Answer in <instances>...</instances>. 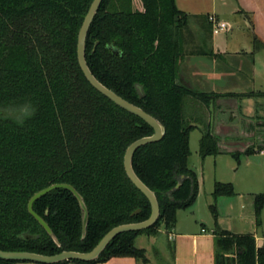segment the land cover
<instances>
[{"label": "trees", "instance_id": "trees-1", "mask_svg": "<svg viewBox=\"0 0 264 264\" xmlns=\"http://www.w3.org/2000/svg\"><path fill=\"white\" fill-rule=\"evenodd\" d=\"M93 1L0 0V250L90 252L113 228L151 216L149 200L127 176L124 157L132 143L154 130L97 91L78 62V35ZM141 2L143 10H135L133 0L102 2L88 32L86 60L104 86L166 128L162 141L140 148L133 158L135 173L158 199L160 217L149 229L117 236L97 260L57 264L128 257L147 264L137 238L158 236L161 226L171 231L178 211L197 201L199 181L189 167L191 132L202 128L203 160L220 154V138L199 105L208 115L219 97L264 96L218 95L183 84L179 34L187 15L175 0ZM240 155L231 153L236 159ZM54 184L71 185L84 198L89 211L85 237L80 204L66 189L33 205L59 244L30 214L31 198ZM234 195L232 184H215V198ZM254 200L260 227L264 194ZM211 213L216 219L214 205ZM221 237L218 264L234 263L232 255L240 264H264V248H257L252 236L223 232ZM18 263L0 259V264Z\"/></svg>", "mask_w": 264, "mask_h": 264}, {"label": "crops", "instance_id": "crops-1", "mask_svg": "<svg viewBox=\"0 0 264 264\" xmlns=\"http://www.w3.org/2000/svg\"><path fill=\"white\" fill-rule=\"evenodd\" d=\"M175 3L187 15L195 34L198 33L196 23L210 30L207 46L213 61L208 63L204 55L185 56L182 78L187 85L218 95L264 94V0H175ZM210 17L227 23L230 29L214 34ZM191 76L197 78L199 86ZM228 104L233 108H227ZM199 111L209 117L211 131L221 138L220 154L201 158L199 167L192 169L199 181L194 208L178 211L174 229L161 230L160 233L167 236L162 251L154 248L150 256L147 249L140 248L146 251L147 264H218V251L224 247L219 242L223 232L252 236L256 247L264 248V208L262 225L258 227L253 197L264 193V144L260 148L256 146L264 142L261 135L257 136L264 130V96L219 97L211 103L208 115L203 105H199ZM228 114L231 119L224 121L223 117ZM243 120L251 123L248 130L244 129ZM201 130L199 126L192 131L190 141L192 133L200 131V143ZM238 140L243 143L236 145ZM235 147L240 150L234 151ZM234 152L241 154L238 159L231 156ZM210 168H214L216 177L203 200L206 170ZM217 182L232 184L235 195L215 198L213 192ZM212 205L216 207V219L211 213ZM99 264L143 263L128 257Z\"/></svg>", "mask_w": 264, "mask_h": 264}, {"label": "water", "instance_id": "water-1", "mask_svg": "<svg viewBox=\"0 0 264 264\" xmlns=\"http://www.w3.org/2000/svg\"><path fill=\"white\" fill-rule=\"evenodd\" d=\"M104 0H94L86 14L84 21L82 23L79 35H78V45H77V55L78 62L81 67L82 72L84 73L88 82L102 95L107 97L109 100L114 102L116 105L121 107L122 109L134 114L135 116L141 118L145 121L149 126L154 130V134L149 137L141 138L134 143H132L128 149L126 150L124 157V167L127 173V176L131 180V182L146 196L151 205V216L148 220L140 223H132L120 225L113 228L109 231L102 240L98 243V245L91 250L90 252H75V251H63L59 254L55 255H43L31 252H14V251H3L0 250V259L10 260V261H19V262H30L36 264H57L61 262H72V261H80V262H91L97 260L107 246L113 241L117 236L127 233V232H138L142 230L149 229L153 227L160 217V206L158 199L155 193L146 186L141 179L137 176L133 168V158L135 153L142 147H145L152 143H157L163 140L166 135L165 126L158 121L155 117L145 112L140 107L130 103L125 100L112 90L108 89L104 86L91 72L87 60H86V41L88 32L90 27L100 9V6ZM177 19V18H176ZM181 82L185 84L187 83L181 78ZM141 90V88H139ZM57 189H66L73 193V195L77 198L81 210H82V223H83V237L87 234V227L89 223V211L84 201V198L80 195V193L71 185L68 184H54L38 193H36L30 200L28 204V210L30 214L39 222V224L46 230V232L50 235V237L57 243L58 239L56 238L54 232L48 225V223L40 217L34 210L33 205L36 201L43 198L50 192ZM140 213V210H137L133 215H137Z\"/></svg>", "mask_w": 264, "mask_h": 264}, {"label": "rangeland", "instance_id": "rangeland-1", "mask_svg": "<svg viewBox=\"0 0 264 264\" xmlns=\"http://www.w3.org/2000/svg\"><path fill=\"white\" fill-rule=\"evenodd\" d=\"M133 7L135 8V10L139 9V10H143V5H142V2L141 0H133ZM204 22V21H202ZM185 25L184 27L180 30V41H181V46H182V52H183V55L184 57L185 56H190V55H195V56H202L204 55L206 57V61L211 62L213 61V58L211 57V54L212 52L209 51V48H208V39H209V34H210V30H209V27L206 26V25H202L201 23L197 24L196 23V28H198V30L195 34L194 30H192V26L190 25L189 21H186L184 22ZM184 63V62H183ZM182 70L184 71V66L182 68ZM192 79V81L199 86V83L197 78L195 77H190ZM197 86V87H198ZM197 90V89H196ZM227 108H233V105L232 104H228L226 105ZM231 115H225L223 118H225L224 121H228L231 119ZM218 120V119H216ZM243 127L244 129L246 128L248 130V127H249V124L251 125V123H248L247 121L243 120ZM217 124V123H216ZM234 133V132H232ZM201 133L200 131H196V132H193L192 135H191V141H190V147H191V156H190V159H189V166L191 169H196L197 167H199V163L201 162V157L199 155V137H200ZM258 135H261L260 138L262 137L263 141H264V130L263 131H260ZM219 137V136H218ZM221 139V138H220ZM221 141V140H220ZM238 144H242L243 142L238 140L237 141ZM264 144V142H258V144H256V146H258L259 148L260 147H263L262 145ZM238 147V146H237ZM237 147L234 148V151H239L240 149H237ZM215 170L214 168H210L208 170H206V177H205V184H204V191H203V194H202V199L204 200L205 197H206V192H208V190L210 189V184H212V181L214 180V178L216 177L215 176ZM260 194H264V193H260ZM259 195V194H257ZM256 196V195H255ZM249 197H251V195H249ZM254 197V196H253ZM201 204V203H200ZM203 204V203H202ZM194 207L191 208V210H193ZM195 210V209H194ZM160 232L161 230H165V227L164 226H161L159 229H158ZM159 232V235L157 237H151L149 238L147 235H144V236H140L137 238L136 240V246L138 248H145L147 249L148 251V255L152 256V250L155 248H158L159 250H163L166 246V243H167V236L166 234H163V233H160ZM223 248V247H221ZM220 248V249H221ZM230 258L232 260H234L232 264H240V259L236 256V255H232L230 256Z\"/></svg>", "mask_w": 264, "mask_h": 264}, {"label": "built area", "instance_id": "built-area-1", "mask_svg": "<svg viewBox=\"0 0 264 264\" xmlns=\"http://www.w3.org/2000/svg\"><path fill=\"white\" fill-rule=\"evenodd\" d=\"M209 21L213 25L214 34L227 32L230 29V26L227 23L220 22L215 17H210Z\"/></svg>", "mask_w": 264, "mask_h": 264}]
</instances>
